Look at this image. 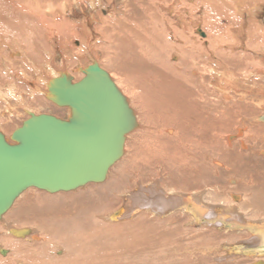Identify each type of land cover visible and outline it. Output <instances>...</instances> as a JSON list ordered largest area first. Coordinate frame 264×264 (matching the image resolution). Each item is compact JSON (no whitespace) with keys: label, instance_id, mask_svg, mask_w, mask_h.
Segmentation results:
<instances>
[{"label":"rangeland","instance_id":"374dc122","mask_svg":"<svg viewBox=\"0 0 264 264\" xmlns=\"http://www.w3.org/2000/svg\"><path fill=\"white\" fill-rule=\"evenodd\" d=\"M30 1L31 0L24 1V6L26 7V5H29ZM46 1H52L54 4L55 11L58 10L61 12L60 15H57L55 13L52 22L56 21L57 23H60L64 21V23L70 29L69 31H67L68 35L72 34V38L69 35V42H66V45L69 43V46L72 45V48L74 49L76 46H79L80 43L78 39V31L80 29V26L78 25L83 24V26L88 28L91 33H94V37L96 39V36L99 37L100 34L95 28V25L99 23L98 20L100 19L96 11L99 12L100 16L113 17L114 15H120L122 11L121 9L123 8L121 0ZM91 1H95V8L89 7ZM249 1L250 2H248V4H237L236 6L234 5V3L232 4V6L234 5V7L239 10L237 11L234 9L233 12L235 16H233L232 18V25H234L235 30L230 33V37L232 38L223 42V44L225 43L224 45H226L227 43L228 45L241 43L240 45L236 44L232 51H227V48H224V46L221 48L218 47L217 51L215 50L213 51L214 53H210V56L207 52H205L206 50L204 49L206 45H208V40H205L202 44L196 41L195 44L194 42H191L193 48L198 45L199 47H196L200 48L201 51L202 49H204L203 53H199V51L197 53L195 52V49H191V47L189 46H185V49H182L181 46L172 48L171 45L173 44V42L170 41V39H172L174 42L175 39L171 38L170 36V39H167V36L164 39L161 37V42V39L158 38L160 36H156L154 38L155 45H150L152 51L156 53L154 54L153 52H151L150 48L145 52V55L147 57V54L149 53L152 55L150 59H161L163 65H165V62H167V60L171 59L173 51L180 53V58H182L183 60L189 57L195 58V56H197V63L196 65L192 66V68L190 67L191 69L186 66L187 61L185 62L182 59L180 60L182 61V66H184L179 67V55L176 59L169 60L166 63L167 66L165 65L162 68V72L165 75L172 76V79L174 80L183 81V79H188V76L191 75L189 77V80H196L197 83L195 85L197 86L195 90L199 92V95L201 94L200 96H198L199 98L197 97L198 102H200L199 104L201 105V110L202 108H204V106L207 107L209 105L210 108H212L213 111H208L207 109V111L202 113L201 117L204 120H195L199 122H197L199 125L198 127L194 126L197 130L192 131V133L190 130L195 129L193 128V126L192 128H178L174 123H168V121H164L162 119L165 116H169L171 118L176 116V119H173L178 121L176 113V106H178L177 101H174V104L172 103V106L169 100L166 98L165 105L167 104L170 110H165L163 106L161 107L157 105L156 107L159 111L154 108V110L156 111H151V116L148 114V116L145 115V117L144 114L138 113V109L135 107V104L130 100V96L127 93V100L129 101L130 107L134 112H136V116L138 118L135 129L132 130L130 134H128V138L125 139L124 151L122 154L123 156L109 169V172L103 182L88 183L82 187L68 192L61 191L56 193H49L45 190H41L35 187L29 188V190L26 189L27 191H23L24 194L32 193V195L24 201L20 198L22 196H18L10 208L11 210L9 209L6 212L7 214H10L11 212L12 213L9 216L5 215V217L6 220L12 224V227H30L34 230H37V233L35 234L39 237V241H30L26 237H21L9 233L7 231V221L4 217H2L0 219V248H4V250H6V254H0V260H3L4 264H18L19 262L22 264H248L252 261L249 260L251 258L248 257L245 259L242 258V261L235 260L236 257H231V259L233 260L230 261H220L218 260L219 258L215 256L214 248H211L212 250L204 248L206 243H210V246L217 245L219 247L221 245H227L226 243H235L236 241H238V239L242 240L244 238L242 234L240 236H238L237 234L231 236L233 235V233L230 232L227 238L223 240L222 237L225 236V234H223L222 231L232 230L233 226H231V222L233 220H229L225 224L222 223L220 225V217L218 215L221 209H219V212L217 211L218 214L214 212L216 217L215 215L212 216V214L211 216H208L204 212L199 213L202 225H198L193 224L191 221L189 222L188 219L189 217H191L190 214H188V216L187 213L183 215V210L184 212L187 211L181 207L177 208V205L173 209H169L167 211L163 210V212L161 211V214H157L156 212L151 211L150 208H144L143 205L138 204V202L136 205L130 206L131 201H128L130 200V198H127L126 200L123 196L124 192L128 191V193L133 192V194H135L141 187H148L147 189H145V191L149 189L155 191L154 193L149 194L152 198H150L149 196L146 197V202L152 199L154 201L160 199L161 201L160 195H162V197H165L167 192L173 191L174 193L178 192L185 195H189L190 197L193 196L194 193H198L200 197L202 196L205 202H207V206L210 204L215 206L219 205L222 202H232L231 195H236L238 197V204L243 208L241 209V212H245V216H248L246 215V213H250L251 211L257 213L262 212L264 214V184L261 183H264V123H262L264 121L260 120L257 122V120H255L257 116L262 114L264 108L261 109V107L257 105L256 102L253 103L252 100H255V98L250 100L248 99V102L246 104H244L243 102H241L240 104V101H235L238 98L237 96H235L236 99L234 98L233 101L236 103L231 104L232 100H228L224 97H219V93L217 91L215 92L214 90L215 88L208 85V83L210 82L208 72L211 70L212 65L214 63H217L216 60L219 62L217 63L218 70H222L230 65L232 67H236V65H241L244 63L248 67H251V69L241 70L249 71L262 67L264 65V55L261 54L263 53V49L261 50V47H259L261 46V42H264V40H262L259 36L258 30L256 31V36L250 42L249 40H246L245 34L242 39L243 42L237 36V33L239 32V29H237V27H242L243 23H246L249 19H256L259 24L255 23V26H257V28L259 27L261 31L264 30V0ZM170 2L169 8H171L172 10H170L169 12H167L166 9H162L163 7L161 8L157 6V4L155 3L156 5L154 6L157 10V15H160L158 16L160 20H163L166 15H169L170 20H174L175 24H177V27L179 29L180 24L181 26H185L187 22L188 26L191 28L192 24L196 23L197 26L195 33H197L198 37H200L201 39L207 38L205 37V35L201 36V34L199 33L203 32L205 34L202 22H205V12L209 11L208 9H206L207 5H205L203 1H200L198 3L196 0H183L184 5H177L176 3L172 4L171 0ZM191 4L193 5L192 10L189 9V5ZM156 7L160 8L161 12ZM50 10L54 11L53 9ZM83 15H85L84 18ZM218 15L220 19L219 21H217V23L212 22L210 24L212 26L211 29H214V31L220 29L219 32L223 33L225 31L224 29H226V26L228 25V21L224 17H221L220 14ZM68 22H75L76 24L72 23L71 26L68 25ZM85 22L88 25H86ZM164 23L165 22H163V24ZM73 27H75V29ZM163 29H167V26H163ZM169 29H171V26L168 27L167 33L173 36L172 30ZM63 32L65 31L63 30ZM24 33L25 34L23 35H18L13 32H3V34L6 35V39L8 41H10L11 38H14L16 42L19 40V43L17 42L14 45L17 46V48L20 46L27 47L25 40L30 42L32 35L36 33V31L31 32V34L28 31H24ZM139 33L140 31L138 32V35ZM187 33H191V30H187ZM221 33L220 35H223ZM182 35L179 34L178 38L180 39L181 37L180 41L188 39V36L186 34ZM189 35H191L192 37V33ZM225 36L226 35H223L224 38H226ZM39 37H41L39 38L40 42L37 41V43L33 47V49L36 50V53L31 52L33 55H35V57L38 56L37 63L42 62V55L40 49L41 45L44 47H53V44H51L53 42L52 40L48 41L47 37L45 38L43 37V35ZM55 37L56 39L59 38L57 40H60L59 36ZM257 38L259 40L261 39L262 41H255L258 40ZM262 38L264 39V36ZM7 44L4 46V48H6L3 51L5 54L10 53V49L7 48ZM159 44L163 46V48ZM92 46L93 45H91L90 47L88 46V48H86V50L88 49V51L85 50L87 56L91 55L90 48ZM169 46L171 48H169ZM61 48L56 47L55 51L53 50L55 57H57L58 62H60L62 58L65 59V63L68 62V64L66 63L67 65L66 67H64V72L72 74L73 79L78 80L80 78L79 75L81 74V71L79 70L80 68L78 69V72L75 73L73 72L75 70H71L76 66V59L73 57L67 59L65 56H63L64 48ZM118 49L120 52L119 58L123 59V55H127V52L124 50L122 44L121 46H118ZM139 49L136 52H138ZM204 54H206V56ZM251 54L253 57L251 60H249ZM20 59H18L17 57L13 59L15 60L13 61L14 67L16 66L14 71H17V69L21 67L23 68V64ZM90 59L91 60H89L88 63L86 62L87 65L96 60L103 69H105L109 74H112V77L123 78L124 81L122 85L128 89H130L129 82L134 80V78L132 77L138 78L143 73L145 77V75L147 74V71L139 67V65L137 64L134 70L131 66L133 63H130L132 60L124 59L123 61H121V63H119L118 60L110 61L108 58L103 57L102 53L98 55V58L92 59V57H90ZM177 59L178 63L175 62ZM172 61L174 62L173 67L171 65L172 63H170ZM120 64L123 68H121V71L125 70L124 67H128L126 70L127 72L128 70L131 71V76L128 73L117 74L119 72ZM175 65H177L179 67L178 69L184 74L180 73V71H176L177 73L173 71ZM164 67H166L167 69ZM61 68L63 67L61 66ZM199 68L200 71L202 70L203 72H200ZM169 69H172L173 72H171ZM192 69H195L197 70V72H199L197 76L190 73V70ZM178 72L182 74V78L181 76H179L180 74H178ZM200 73H203V77L198 76L200 75ZM204 84H206V87L204 86ZM167 85H164V91H166V88L170 89V86ZM172 85L173 86H171V88L173 90L178 87L176 84ZM132 86L133 85H131V87ZM137 86H139V83L137 84ZM146 89L147 87L145 88V91ZM164 91L163 93H169L168 91ZM175 92H177L178 95L180 94V99H182V101L183 98L187 99L186 95H184L179 90H175ZM148 93L145 94L146 103L144 102L147 107H149V105H152L154 102L149 100H153L154 97L157 98V95V102H161L164 104V102L160 100L159 94H157L156 96L152 94L153 97L152 95H150V97ZM39 96L40 97L34 99L30 98L32 100L29 101V104H32L33 107L37 106V112L51 113L55 116L62 118H65L69 114V110L67 107H60L56 105L51 100L46 99V97H44V94ZM200 97L202 99L201 101H199ZM217 97H219L220 99ZM149 102L152 103L150 104ZM248 103L254 106V108L250 107V104L247 105ZM148 117L150 119L149 121ZM22 118L25 119L26 116H15L14 120L10 121L12 127L5 129V125L4 131L9 135L12 130H14V127L20 125L21 120L23 121ZM179 118L181 117L179 116ZM203 121L206 123L204 124ZM207 121L213 123V126L206 127ZM157 125L158 130H154L153 126L155 127ZM162 127L170 128L173 132L166 134V132L161 129ZM211 127L214 129H212ZM239 127L244 128L241 134H237L236 132L237 128ZM161 130L164 132H162ZM175 130H177V135L175 133ZM182 130H184L185 134ZM194 132L196 135L198 134L199 136L197 135L196 137ZM216 133L217 135L219 134V137H216ZM230 134L235 135V139L236 137H238V139L233 141L231 146H227L226 136ZM183 135L185 136L183 137ZM190 135L194 136L193 140H196L195 142H198L197 145L194 143V147H192L191 144L189 146V143L186 142V144L182 139L188 138L190 137ZM208 139L210 140V145H208ZM181 142H183V145ZM240 142L243 143L246 148H243ZM214 161L218 162L214 163ZM113 177L115 178V188L117 186L119 189L114 190L111 195L109 193V195H107L105 198L99 196L100 194L103 195V192L99 193L102 189L97 190L99 189L98 187L101 184H108V181ZM145 191L141 192L140 194L145 193ZM85 194L87 196H93L98 194V197H100L101 199L97 201V203L96 201H94V203L91 204L88 200H83V195ZM191 198L194 199V197ZM19 200L23 201V204L16 212L15 209ZM120 206L121 212L118 217H116V219L110 220L107 215L118 209ZM178 210H182V215L180 214V212H178ZM208 217H211L212 219H208ZM24 219H30L31 222H26L24 221ZM79 221H83L82 223H85V221L89 222L86 226H82L79 224ZM206 221L209 222L210 225L206 226L204 224L207 223ZM125 225H128L130 227L133 226V229L129 232L123 230L122 232L115 234V232L117 231L116 228ZM243 225L239 226L243 227ZM42 229L51 232L52 237L50 238L49 242H46L45 240L43 241V235L48 234L49 232H43ZM112 230L114 231L112 232L113 234L110 233V231ZM145 230L146 233L147 231H149V234L152 233V236L149 237L148 235H144ZM92 231H94V233H97L100 239L106 238L108 240L107 244L103 245L106 242L104 240H100V243L96 240H93ZM75 233H81V236L85 239V244L84 241V245L81 244V246L79 244H74V249L71 247V250L68 251V247L67 245H65L64 241L59 243V240L69 235L73 237ZM110 235H112V237L108 238L110 237ZM4 238L7 239L5 240V242L3 240ZM13 239L14 241H17L14 243L13 246L11 244L6 243L12 241ZM18 243H22L23 245L19 246L17 245ZM218 254H225V252H223V250L221 249ZM114 255L116 256L115 258Z\"/></svg>","mask_w":264,"mask_h":264},{"label":"bare ground","instance_id":"6f19581e","mask_svg":"<svg viewBox=\"0 0 264 264\" xmlns=\"http://www.w3.org/2000/svg\"><path fill=\"white\" fill-rule=\"evenodd\" d=\"M24 1H28V0H0V103H1L0 131L6 137L8 136V134L4 131V126L6 125L5 129L11 128L12 124H10V121H13L15 116L21 115V117L26 116V118H27L29 116L27 112H29V111H33L34 113H39V112H37L38 111L37 106L33 107L32 104H29L30 103L29 101L32 100L30 98L34 99V98L40 97L39 95L44 94V97H46V99H48L46 94L48 91V85H49L50 80L53 79L54 77H57L60 72H64V67H66L68 62H66L67 63L66 64L65 59H63V58L60 62H58L57 57H55V55L53 53V50L55 51L56 47L64 48V53L63 52L62 53H63V56H65L67 59H70L72 57L76 59V61H77L75 64L76 66H75V68L71 69V70H75V71H73L74 73L78 72L79 68L81 69L83 67H86L88 61L91 60L90 57H92V59L98 58V55L100 53H102L103 57L108 58L110 61L118 60L119 63H121V61H123L124 59L132 60L130 63H133L131 66L134 70H135L136 64H137V65H139V67L145 69L147 71V74L145 75V77H144V73L142 75H140L138 78L132 77V78H134V80L129 82L130 89H128L122 85V83L124 81L123 78H119V77L115 78V77H112V74H109V75L111 76L113 81L116 83L117 87L122 92V94L126 97V99H127V95L129 94L130 100L135 104V107L139 111L138 113L139 114L142 113V114H144V116L145 115L148 116V114L151 116V114H150L151 111H153L154 108L157 109V107H156L157 105L161 106V107L163 106L165 110H167V109L170 110L169 106L167 104L165 105V99L167 98L171 105H172V103L174 104V101H177L178 106H176V108H177L176 113H177L178 121L173 119L176 117L175 114H174L175 117H173V118H171L169 116L163 117L162 119L164 121L166 120V121H168V123L172 122L178 128H188V127L192 128V126H193V128H195L196 126L198 127L199 122L195 121V120H199V119L204 120L201 117L202 113L207 111V109H208V111H213V110H212V108H210V105L205 107L204 103H203L204 108H202V110H201V105L199 104L200 102H198V98H199L198 96H200L201 94L199 95V92L195 90V88L197 86V85H195L197 83L196 80H189V77L191 75L188 76V79L187 78L183 79V81L182 80H174V79H172V76L165 75L162 72L163 66H165V65L167 66L166 63L171 59L172 60L176 59L178 55H179L178 57H179V61H180L179 67L182 66V61L180 60L182 58H180L181 57L180 53L173 51L172 52L173 54L172 55L170 54L171 59L167 60V62H165V65H163L161 59H150V57L152 55L148 52L149 54L146 53L148 55V57H147L145 55V52L149 48L151 49V46H150L151 44L155 45L154 38L156 36H160V37H158L160 39H161V37L164 39L166 36H167V39H170L169 36L171 38L175 39V42L172 39H170V41L173 42V44L171 45L172 48H176V47L181 46L182 49H185L184 48L185 46H189L192 49L193 47H192L191 42H194V44H195V41H196V42H198V43L200 42L202 44L205 40H208V45H206V47L204 49L206 50L205 52H207L209 55L213 51H215V50L217 51L218 47L221 48L223 46H224V48H227L226 49L227 51H232L233 48L236 46V44H239V43H236L234 45H231V44L228 45V43H227L226 45H224L225 43L223 44V42L232 38V37H230V33H232V31L235 30L234 25H232L233 24L232 18H233V16H235V14L233 13L234 9L235 10H237V9L234 7V5L236 6L237 4H239V5L246 4V3L248 4V2H250L249 0L248 1H245V0H196L198 3L200 1H203V3L205 5H207L206 9H208L209 11H212V12L206 11L204 14L205 22H202V25H203L205 34L203 32H199V33L201 34V36L205 35V37H207V38L201 39L200 37H198L197 33H195L196 32V26H197L196 23H193L191 28L188 26L187 22H186V25L184 24L185 26H183V25L181 26V24H180L179 25L180 29H179L177 27V24H175V21L170 20L169 15H166L163 20H160V18L158 17L160 15H157V10L155 9L154 5L157 4V6H159L161 8L163 7L162 9H166L167 12H169L170 10H172L171 8H169L170 3H171L170 0H121L123 8L121 9L122 11H121L120 15L118 14V15H114L113 17H104V16H100L99 12L96 11L98 17L100 18L98 20L99 23H97L95 25V28L100 33L99 37L96 36V39L98 38L97 40L94 37L95 36L94 33H91L88 28L84 27L83 24L79 23V24H81V25H78V26H80V29H81V30L79 29V31H78L79 32V38L78 39H79L80 43H79V46H76L74 49V48H72V45L69 46L70 45L69 43L66 45V42H69V38L71 37L72 34L71 35L69 34L70 35V37H69L67 31H69L70 29L64 23V21L60 22V23H57L56 21L52 22L55 13L57 15L61 14L60 11H58V10L55 11L54 4L52 1L31 0L29 2V5H26L27 8L24 6L25 5ZM171 1H172V4L176 3L177 5L178 4L184 5V2H185V1L183 2V0H171ZM233 3H234V5L232 6ZM94 5H95V1H91L89 7L95 8ZM193 5H194V3H193ZM193 5L192 4L189 5L190 10L193 9ZM201 5H202V3H201ZM199 6H200V4H199ZM246 6H248V5H246ZM50 9H53L54 11H51ZM157 9H159L161 12L160 8H157ZM238 9H240V8H238ZM82 10H81V12H82ZM237 11H239V10H237ZM218 14H220L221 17H224L228 21V25L226 26V29H224L225 31L223 33L219 32L220 29L215 30V31H214V29H211L212 26L210 24L212 22L217 23V21H219V19H220ZM241 14H242V12H241ZM84 16L85 15H83V18H84ZM249 18H251V17H249ZM79 20H81V19H79ZM85 20H86V18H85ZM163 22H165V23L163 24ZM72 23L76 24L75 22H68V25L72 26ZM255 23L259 24L256 19H249L246 23H243V25L240 23L242 25V27H237V29H239L237 36L239 37V39L241 41H242L243 36L245 34L244 32H246L245 38H249V42L252 41L253 38L256 36L257 30H258V33H259V36L261 37V39L264 40L262 38L264 36V30L261 31V29L259 27H258L259 28L258 29L257 26H255L256 25ZM86 25H88V24L86 23ZM99 25H101V26H99ZM163 26H167V29H163ZM170 26H171V29H169V30H172L173 36H171L167 33L168 27H170ZM248 26H249V28H248ZM75 27H73V28L75 29ZM63 30L65 32H63ZM187 30L188 31L191 30L192 37L194 39L191 37V35H189L191 33H189V34L187 33ZM4 31L13 32V33H16L18 35L19 34H22V35L25 34L24 31H28V32H30V34H31V32H35V31H36V33H34L32 35L30 42L25 40L27 47H24V46L21 47L20 46L17 48V46H14V45L19 40L17 39L18 41L16 42L14 40V38L13 39L11 38L10 41H8L6 39V35L3 34ZM139 31H140V33L138 35ZM220 33L223 35H226L225 36L226 38H224L223 35H220ZM179 34H181V35L186 34L188 36V39L190 38L189 40H191V41H189L188 39L180 41L181 37H180V39L178 38ZM42 35L45 38L47 37L48 41H51V40L53 41L51 43V44H53V47L52 46L44 47L41 45L40 49H41V55H42V62L37 63V61H38L37 57L38 56L35 57V55H33L31 52L36 53V50H34L33 47L37 43V41H39V38H41L39 36H42ZM137 35H138V37H137ZM55 36H59L60 40H57L59 38L56 39ZM187 36H184V37H187ZM75 37H76V34H75ZM135 37H137V38H135ZM261 39L260 40L254 39V40L261 42L262 41ZM161 41H162V39L160 40V42ZM176 43H178V44H176ZM262 43H264V42H261V46H259V47H261L260 48L261 50L263 49V51H262L263 53H261V54L264 55V44H262ZM6 44L8 45L7 48L10 49L9 54H7V53L5 54L3 52L4 49H6V48H4V46ZM121 44L123 45L124 50L127 52V55H123V59L119 58L120 52H119L118 46L119 45L121 46ZM91 45H93L90 48L91 55L87 56V54L85 53V50H86V48H88V46L90 47ZM196 46H198V45H196ZM196 46L193 48L196 50L195 52L198 53V51H199V53L200 52L203 53L204 49H202V51H201V49L197 48ZM161 47L163 48V46H161ZM171 47L169 46V48H171ZM188 48H186V49H188ZM138 49H139V51L136 52ZM86 51H88V49ZM151 52H153L152 49H151ZM258 54H259V52H258ZM204 55L206 56V54H204ZM263 55H261V56H263ZM16 57L18 59L21 58L20 60L22 61L23 68L21 67V68L17 69V71H14L16 66L14 67L13 61H15V60H13V59H15ZM43 57H44V59H43ZM196 58H197V56H195V58L189 57L185 60H183V59L182 60L185 62L187 61L186 66L188 68H190V67L192 68V66L196 65V63H197ZM209 59H211V58H209ZM177 61H178V59L175 62L178 63ZM93 62H97V61L95 60ZM170 63H172L171 65L173 67L174 62L172 61ZM61 66L63 68H61ZM179 67L177 65H175L173 71H175V72L180 71L178 69ZM121 68H122V66L120 64L119 65V72L117 74L128 73L131 76V71L128 70V72H127V70H126L128 67L127 68L124 67L125 70H123V71H121ZM164 68H166V67H164ZM133 69H132V71H133ZM169 70L171 72H173L172 69H169ZM3 71H4V73H3ZM190 71H191L190 72L191 74L196 75V76L199 73L195 69H192ZM199 71H200V68H199ZM244 71L240 70L238 72V74H236V72L234 74L227 67L222 69V70H218L217 63H214L212 65L211 70L208 72L209 77H210L209 78L210 82L208 83V85L215 88L214 90H215V92L217 91L219 93V95H218L219 97H224V98H227L228 100H232L231 104L236 103L233 101V98H235V96L238 97L237 99H241L244 96L245 92L248 91L247 90L248 88L252 89V91L255 92V94L262 93L264 91V86H263L264 85V65L262 67H259V68L253 69V70H249L247 72L246 71L244 72ZM200 72H203V71L201 70ZM180 73H182V72L180 71ZM180 73L178 72V74H180ZM67 74L69 76H72V74H70V73H67ZM82 74L83 73L81 71V74L79 75L80 78L83 76ZM182 74H184V73H182ZM182 74H180L179 76H181ZM198 76L203 77V73H200V75H198ZM181 78H182V76H181ZM249 79H251V81H249L251 83L248 82ZM260 80H262V82H260ZM73 81H76V80H73ZM138 83H139V86H137ZM167 84L170 86V89L166 88V91H168L169 93H163V91L165 90L164 85L166 86ZM172 84H176L178 87H176L175 90L176 91L179 90L180 92H182L184 95H186L187 99L183 98V101H182V99H180V94L178 95V93L175 92V90H173L171 88V86H173ZM131 85H133V86L131 87ZM205 85L206 84H204V86ZM135 87L137 88V90ZM146 87H147V89H146L147 92L145 91ZM166 91H164V92H166ZM146 93H148L149 96L152 94L155 96L157 94H159L160 95L159 98L162 102H164V104L161 102H159V103L157 102L158 101V95H157V98L154 97L153 100H149V101H154L155 103L153 102L152 105H149V107H147L144 104V102L146 103V101H145V94ZM153 95H152V97H153ZM201 97H204V96H201ZM201 97H200L199 101L202 100ZM219 97H217V98H219ZM253 97L256 98V95L255 96L253 95ZM209 100H211V99H209ZM262 100L264 101V98ZM241 101L242 100H240V104H241ZM127 102L129 104L128 100H127ZM254 102H256V104L259 105L261 107V109L264 108V102L261 103V102H259V100L254 101ZM181 103H183L185 105H183ZM248 104H250V103H248ZM153 105H154V107H153ZM257 105H255V106H257ZM129 106H130V104H129ZM171 108H173V107H171ZM234 108H237V107H234ZM256 108H258V107H256ZM154 111H156V110H154ZM172 112H173V110H172ZM163 114H164V112H163ZM134 115L136 117V124H137V118L138 117L136 116V112H134ZM179 116L181 118H179ZM157 117H158V115H157ZM252 118H254V117H252ZM157 119H159V118H157ZM149 120L150 119L148 117V121ZM255 120H257V122L260 120L264 121V110H263L262 114H260L259 116L256 117ZM151 122H152V120H151ZM205 123L206 122H204V124ZM262 123H264V122H262ZM143 126H145V125H143ZM209 126H213V123L207 121L206 127H209ZM167 127H168V124H167ZM153 128H154V130H158V125L155 127L153 126ZM134 129H135V127L132 130H134ZM161 129L164 130L166 132V134L173 132L172 129H170V128L162 127ZM208 129H210V128H208ZM212 129H214V128H212ZM243 129H244L243 127L237 128V130H236L237 134H241ZM195 130H197V129L195 128V129H192L190 131L192 132ZM164 131H162V132H164ZM182 131L185 134L184 130H182ZM206 131H208V130H206ZM130 132L126 133L125 139L128 138L127 136H128V134H130ZM176 132H177V130H175V133ZM186 133H187V131H186ZM209 133H210V131H209ZM209 133H207V134H209ZM194 134H195V132H194ZM137 135H138V132H137ZM176 135H177V133H176ZM197 135H196V137H197ZM167 136H172V135H167ZM184 136L185 135H183V137ZM164 137H165V135H164ZM193 137L194 136L190 135V137L182 138V139L185 143L186 142L189 143L188 144L189 146L191 144L192 147H194V145L195 144L197 145L198 142H195L196 140L194 141ZM216 137H219V134L217 135V133H216ZM231 139H233V140H231ZM236 139H238V137H236ZM236 139H235V135H231V134L227 135L226 136L227 146H231L232 142L235 141ZM186 140H188V141H186ZM209 141L210 140L208 139V143H209ZM237 142H238V140H237ZM181 143L183 145V142H181ZM240 144L243 148H246L243 145V143L240 142ZM208 145H210V143ZM123 151H124V149H123ZM118 160H120V159H118ZM216 162H218V161H214V163H216ZM108 172H109V170H108ZM232 179H234V178H232ZM114 180H115V178L113 177L112 179H110L108 181V184L107 183L104 185L101 184L98 187L99 189H97V190L102 189V190H100L99 193L103 192V195L100 194L99 196H102L103 198H105L107 195H109V193L111 195V193H113L114 190L119 189L117 186L115 188ZM261 183L264 184L263 182H261ZM32 187H34V186L28 187L26 189L29 190V188H32ZM35 188H37V187H35ZM147 188H142V187L140 189L138 188L139 190L135 194H133V192L128 193V191L124 192V194H123L124 199L127 200V198L128 199L130 198V200H128L129 202L131 201L130 206L136 205L138 202V204L143 205L144 208H150L151 211L156 212L157 214H161V211L163 212V210L167 211L169 209H173L177 205V208L181 207L187 211V212H184V210H183V215L185 213H187V216H188V214H190L191 217H189V219H188L189 222L191 221L193 224H198V225L201 224L199 213L204 212L208 216L209 215L211 216V214L213 216V215H215V213H217V211L219 212V209H221V211L219 212V215H218L220 217V219H219L220 225L222 223L225 224L229 220H233L231 222L232 223L231 226H233V229L229 230V231H222V233L225 234V236L222 237L223 240L227 238V236L230 232L233 233V235H231V236H234L236 234L238 236H240L242 234L244 236V238L242 240L238 239V241H236L235 243H226L227 245H221L219 247L217 245H216L217 247L216 246H210V243H206L204 248H207L208 250H210L211 248L212 249L214 248L215 256H217V258H219L218 260H220V261L233 260V259H231V257H234V258L236 257L235 260L242 261L241 260L242 258L245 259L248 257V258H251L249 260H252L248 264H264V216H263L264 214L262 212L257 213V212L251 211L250 213H246V215H248V216H245V214H244L245 212L244 213L241 212L242 211L241 209H243V208L238 204V197L236 195H231V197H232L231 201L232 202H230V203L222 202L219 205H215V206L211 205V204L207 206V202H205V200L202 198V196L200 197V195L198 193H194V195L192 194L193 196H191V197H194V199H192L189 195H185V194L178 193V192L174 193L173 191L167 192L165 197H162V195H160L161 201H160V199H158L157 201H154L152 199V200L146 202V197H148V196L150 197L149 194L154 193V191H155V190L153 191L151 189L145 191V189H147ZM25 190H23V191H25ZM23 191L18 196H22L20 198L23 199V201H24L25 199L29 198L32 195V193L24 194ZM70 191H72V190H70ZM144 191H145V193L140 194L141 192H144ZM56 192H61V191H56ZM56 192H49V193H56ZM62 192H68V191H62ZM96 193H97V191H96ZM136 194H138V195H136ZM83 197H84L83 200H88L91 204L94 203V201H96V203H97V201H99L101 199L100 197H98V194L93 195V196H87L85 194V195H83ZM150 198H152V197H150ZM157 198H159V197H157ZM15 199H14V201H15ZM20 200L18 201V204L16 206V209H15L16 212L18 211L20 206L23 204V201H20ZM133 201H134V203H133ZM144 205H146V206H144ZM11 206H10V208H11ZM214 207H215V209H214ZM248 207H251V206H248ZM129 208H127V209H129ZM140 208H141V206H140ZM120 210H121V206L118 209H116L115 211L108 214L107 217L110 218V220L116 219V217H118V215L120 213ZM153 212H152V214H153ZM178 212H180V214H181L182 210L181 211L178 210ZM5 213L2 215V217H4L6 220L5 215L9 216L12 212L10 214H7V213L5 214ZM123 216H124V214H123ZM215 217H216V215H215ZM209 218H211V217H208V219ZM24 221L31 222L30 219H28V220L24 219ZM79 222H80L79 224L82 226H86L88 224L87 221H85V223H82L83 221L82 222L79 221ZM243 223H244V225H243ZM204 224L206 226L210 225L209 222L204 223ZM7 225H8L7 231L9 233L14 234V232H13L14 230L15 231H18V230H25L26 231V230H28L29 233H25V234L17 235V236L26 237L30 241H34V240L39 241V237L35 234V233H37V230H34L33 228H30V227H15V226L12 227L11 226L12 224L9 221H7ZM46 225H49V224H46ZM239 225H243V227H240ZM132 227L133 226L130 227L128 225L118 227V228H116L117 231L115 232V234L120 233L123 230L129 232L130 230L133 229ZM43 232H49V231L43 230ZM92 232H93L92 233V236H93L92 239L93 240H96L99 243H100V240H104L106 242L103 245L107 244L108 240L106 238L100 239V237L97 233H94V231H92ZM112 232H114V231L113 230L110 231V233H112ZM246 234H247V236H246ZM144 235H148L149 237H151L152 233L149 234V231H147V233H146V230H145ZM43 236L45 238L43 237L42 239H43V241L45 240L46 242H49L50 238L52 237L51 232H49L48 234H45ZM111 237H112V235H110V237H108V238H111ZM6 238L3 239L4 242H5V240H7ZM239 238H241V237H239ZM61 240H59V243L64 241L65 245H67V247H68V251L71 250V247L74 249V247H73L74 244L75 245L79 244L80 246H81V244L82 245L85 244V239L81 236V233H75V235L73 237H71L70 235L66 236L65 238H62ZM83 241H84V244H83ZM15 242H17V241H14V239H13L12 241L6 242V243L11 244L13 246ZM17 245L21 246L23 244L18 243ZM221 249L223 250V252H225V254H218V252L221 251ZM1 250H2V252H1ZM94 250H95V248H94ZM144 250H146V249H144ZM70 253H72V252H70ZM0 254H2V255L6 254V250H4V248H2V247L0 248ZM128 256H130V255H128ZM115 257L116 256L114 255V258ZM237 257H238V259H237ZM3 262H4L3 260H0V263L4 264ZM18 264H22V263L19 262Z\"/></svg>","mask_w":264,"mask_h":264},{"label":"water","instance_id":"95a60500","mask_svg":"<svg viewBox=\"0 0 264 264\" xmlns=\"http://www.w3.org/2000/svg\"><path fill=\"white\" fill-rule=\"evenodd\" d=\"M80 70L76 81L60 72L48 85L47 98L68 107L65 118L29 111L7 137L0 131V219L26 188L56 192L100 183L122 156L134 111L97 62Z\"/></svg>","mask_w":264,"mask_h":264},{"label":"crops","instance_id":"0c3cea01","mask_svg":"<svg viewBox=\"0 0 264 264\" xmlns=\"http://www.w3.org/2000/svg\"><path fill=\"white\" fill-rule=\"evenodd\" d=\"M248 28H249V26H248ZM248 30V29H247ZM245 34H246V32H245ZM246 40H249V38H246ZM247 51V50H246ZM249 54V53H248ZM251 57H250V59L249 60H251L252 59V54L250 55ZM216 62L217 63H219L217 60H216ZM228 68H229V70H231V72L232 73H234L235 74V72H236V74H238V72H239V70H241V69H245V70H248V69H251V67H248L246 64H241V65H236V67H232L231 65L230 66H227ZM254 68V67H253ZM245 72V71H244ZM247 72V71H246ZM249 81H251V79H249L248 80V82ZM258 81V80H257ZM260 82H262V80H260ZM249 83H251V82H249ZM264 86V85H263ZM248 91L247 92H245V94H244V96L241 98V99H236L235 101H240V100H242L241 102H243L244 104H246L247 102H248V99L250 100V99H254L255 97H253V95L255 96L256 95V98H255V100H253V102L254 101H258L259 100V102H261V103H263L264 101L262 100L263 98H264V91L262 92V93H260V94H255V92H253L252 91V89H247ZM250 91V92H249ZM248 93V94H247ZM262 94V95H261ZM259 96V97H258ZM252 97V98H251ZM258 97V98H257ZM234 99V98H233ZM246 102V103H245ZM247 105H249V104H247ZM250 106L251 107H254V106H252L251 104H250Z\"/></svg>","mask_w":264,"mask_h":264}]
</instances>
